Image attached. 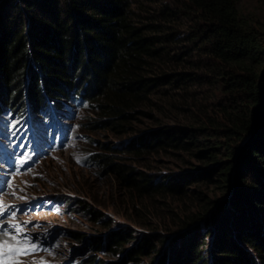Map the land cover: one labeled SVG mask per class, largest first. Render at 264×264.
<instances>
[{
	"label": "trees",
	"instance_id": "obj_1",
	"mask_svg": "<svg viewBox=\"0 0 264 264\" xmlns=\"http://www.w3.org/2000/svg\"><path fill=\"white\" fill-rule=\"evenodd\" d=\"M240 1L0 0V115L36 130L60 120L66 103L90 102L93 125L114 131L134 114L176 121L141 132L115 156L201 147L230 158L220 169L230 199L177 218L179 231L157 248L137 237L122 250L129 234L110 232L108 245L127 260L151 249L158 264H264V23ZM20 6L38 19L36 31L27 15L14 19ZM93 158L138 198L184 190L174 174L153 181L118 157Z\"/></svg>",
	"mask_w": 264,
	"mask_h": 264
},
{
	"label": "rangeland",
	"instance_id": "obj_2",
	"mask_svg": "<svg viewBox=\"0 0 264 264\" xmlns=\"http://www.w3.org/2000/svg\"><path fill=\"white\" fill-rule=\"evenodd\" d=\"M6 8L0 6V13ZM239 9L264 23V7L256 0H241ZM6 13L9 15L11 10ZM17 15L25 22L28 10L20 6L14 19ZM28 19L36 31L38 19L30 14ZM14 23L16 30L19 22ZM66 104L59 111L63 125L61 135L53 134L48 138L47 133L38 129L40 141L35 142L38 150L27 149L33 147L31 140L27 141L26 148L20 145L27 139L23 131L25 125L20 122L19 146L16 140L13 143L7 139L4 143V156L12 159L17 155L23 163L27 161L17 171L8 162L6 167L0 165V205L7 206L8 211L1 222L9 229L0 234V243L10 238L21 239L27 242L28 249V255L11 264H158L159 255L151 249L134 260H127L119 247L108 245L107 235L112 231H126L129 236L123 241L122 250L132 248L137 237L150 238L152 246L157 248L160 240L165 241L167 233L179 231L178 219L200 212L213 200L228 196L221 175L229 164L227 154L221 153L219 159H213L200 147L188 152H145L140 159L122 154L115 156V150L129 145L141 132L161 124H174L175 120L162 118L156 123L150 115L134 114L125 130L114 131L93 125L98 120L90 102ZM212 116L216 118L213 113ZM11 124L0 119L4 133L11 129ZM96 154L118 157L117 160L133 170L146 172L153 181L159 174H174L176 181H183L184 190L138 198L133 191L125 189L103 163L93 158ZM208 173L212 179H208ZM186 179L190 181L185 182ZM195 191L200 193L199 197L194 196ZM171 211L176 216L171 215ZM97 238L100 248L91 246ZM211 239L212 235L203 239L206 250L210 248Z\"/></svg>",
	"mask_w": 264,
	"mask_h": 264
},
{
	"label": "bare ground",
	"instance_id": "obj_3",
	"mask_svg": "<svg viewBox=\"0 0 264 264\" xmlns=\"http://www.w3.org/2000/svg\"><path fill=\"white\" fill-rule=\"evenodd\" d=\"M70 113H68L69 115ZM2 129V128H1ZM7 228V227H6ZM9 230V229H8ZM2 236V235H0ZM9 239V238H6V240ZM5 240V239H4ZM0 246H3L2 248L0 249H8L9 247H12V246H15V247H18L19 246V243H13L11 242L10 240H8V242L5 241L4 242H1L0 243ZM14 253H9L8 251L6 252V254H4V256L0 257V260H3L4 259V262L5 264H11L13 261H14V257H13ZM7 257V259H5Z\"/></svg>",
	"mask_w": 264,
	"mask_h": 264
},
{
	"label": "snow or ice",
	"instance_id": "obj_4",
	"mask_svg": "<svg viewBox=\"0 0 264 264\" xmlns=\"http://www.w3.org/2000/svg\"><path fill=\"white\" fill-rule=\"evenodd\" d=\"M77 162H79V161H77ZM2 247L3 246H0V248H2ZM27 251H28V249H25V248H15V249H13L11 247L8 248L9 253H15L17 255L25 254ZM0 264H5V262L3 260H0Z\"/></svg>",
	"mask_w": 264,
	"mask_h": 264
},
{
	"label": "water",
	"instance_id": "obj_5",
	"mask_svg": "<svg viewBox=\"0 0 264 264\" xmlns=\"http://www.w3.org/2000/svg\"><path fill=\"white\" fill-rule=\"evenodd\" d=\"M248 136H249V134H248V135H246V137H247V138H248ZM247 138H246V139H247ZM231 183H232V182H231Z\"/></svg>",
	"mask_w": 264,
	"mask_h": 264
}]
</instances>
